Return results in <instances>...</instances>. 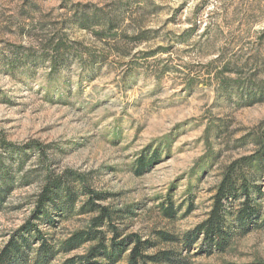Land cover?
Returning a JSON list of instances; mask_svg holds the SVG:
<instances>
[{
	"label": "rangeland",
	"instance_id": "rangeland-1",
	"mask_svg": "<svg viewBox=\"0 0 264 264\" xmlns=\"http://www.w3.org/2000/svg\"><path fill=\"white\" fill-rule=\"evenodd\" d=\"M234 165L252 202H226L223 248L204 234L188 248ZM48 177L77 194L42 226L56 248L92 200L119 216V241L154 242L169 264H264V0H0V251Z\"/></svg>",
	"mask_w": 264,
	"mask_h": 264
},
{
	"label": "trees",
	"instance_id": "trees-1",
	"mask_svg": "<svg viewBox=\"0 0 264 264\" xmlns=\"http://www.w3.org/2000/svg\"><path fill=\"white\" fill-rule=\"evenodd\" d=\"M53 49L58 53H61V51L71 52L70 48L65 46L63 42H58ZM29 56V53L25 54V58H29ZM146 163L144 160H140V166H145ZM240 175L235 165L227 170L214 196V205L209 219L198 228L195 235L190 234L186 236L185 243L188 248L197 243L200 234H204L207 241L211 243L216 241V247L223 248V234L226 225V202L238 196L239 193L245 197L246 205L252 202L251 188L246 181L243 180L241 182ZM3 183H0V207L4 194L7 191L6 183ZM82 183V193L100 199L101 196L90 192L85 182L83 181ZM76 199L77 194L74 192L70 180L62 181L54 180L52 177L46 178L42 191L34 202V211L30 218L15 232L11 240L0 251V264H50L60 251L62 253H70L87 244L91 245L90 250L83 262L79 264L170 263L172 258L166 251L150 254V251L157 246L154 242L143 241L136 235L128 237L126 241H119L121 233L116 227V221H118L119 216L112 214L106 207L98 206L92 200L85 203L81 209V213L92 215L86 229L60 242L58 244L59 247L56 248L54 244L50 243V239L43 235L41 231L42 226H49L52 222L51 213L60 204L61 209L64 211L71 212L74 210ZM248 211L250 210L241 212L243 214L242 218ZM165 213L168 218H173V206L166 208ZM104 227L110 230L112 235L110 239L103 232ZM158 235L160 239L166 242L175 240V238L163 232H160ZM37 243H39V247L33 248ZM32 253L36 257L31 258ZM127 253V261L123 263ZM66 264H76V262L69 260Z\"/></svg>",
	"mask_w": 264,
	"mask_h": 264
}]
</instances>
